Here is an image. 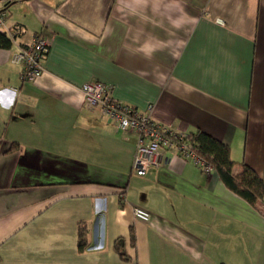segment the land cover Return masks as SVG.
Here are the masks:
<instances>
[{
    "label": "crops",
    "instance_id": "crops-1",
    "mask_svg": "<svg viewBox=\"0 0 264 264\" xmlns=\"http://www.w3.org/2000/svg\"><path fill=\"white\" fill-rule=\"evenodd\" d=\"M1 10L20 33L0 48V264H264V200L250 205L174 151L137 175V133L80 91L112 85L157 122L228 144L233 172L245 163L264 180V0H9ZM35 36L49 41L44 72L24 81L12 58Z\"/></svg>",
    "mask_w": 264,
    "mask_h": 264
},
{
    "label": "built area",
    "instance_id": "built-area-1",
    "mask_svg": "<svg viewBox=\"0 0 264 264\" xmlns=\"http://www.w3.org/2000/svg\"><path fill=\"white\" fill-rule=\"evenodd\" d=\"M9 0H0V30L15 39L20 30L6 25L1 8ZM49 41L42 36H35L33 41L22 46L13 55L12 62L22 65V78L34 81L44 72L43 62L47 55ZM82 92L84 104L89 108H99L102 114L115 122L123 131L137 133V144L133 158V171L140 176L146 174L149 168H160L168 161L167 153L176 152L186 161H191L210 173L213 166L198 155L190 142L189 133L179 131L157 122L151 114L143 113L121 102L113 94L112 85L101 81L84 83ZM125 201V196L122 195ZM133 214L137 220L149 222L151 213L143 207L133 206Z\"/></svg>",
    "mask_w": 264,
    "mask_h": 264
},
{
    "label": "trees",
    "instance_id": "trees-1",
    "mask_svg": "<svg viewBox=\"0 0 264 264\" xmlns=\"http://www.w3.org/2000/svg\"><path fill=\"white\" fill-rule=\"evenodd\" d=\"M12 44L13 40L8 33L0 30V48H10ZM188 138L190 142L193 143L194 149L198 155L213 166L223 183L231 191L245 199L252 206H257L259 201L264 200V180L251 166L242 163L240 165L242 169L241 172H233L237 163L232 159L231 149L228 144L223 143L200 129L194 133H189ZM79 234V245L81 248H84L86 245L84 225H81ZM115 247L123 259H129L122 249V239L116 241Z\"/></svg>",
    "mask_w": 264,
    "mask_h": 264
}]
</instances>
